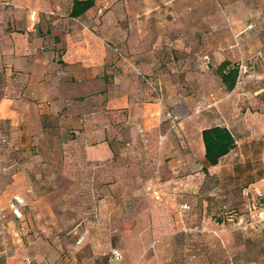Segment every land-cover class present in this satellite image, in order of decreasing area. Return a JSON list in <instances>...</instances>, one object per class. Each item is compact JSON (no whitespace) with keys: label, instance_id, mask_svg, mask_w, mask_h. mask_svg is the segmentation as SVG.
Instances as JSON below:
<instances>
[{"label":"rangeland","instance_id":"374dc122","mask_svg":"<svg viewBox=\"0 0 264 264\" xmlns=\"http://www.w3.org/2000/svg\"><path fill=\"white\" fill-rule=\"evenodd\" d=\"M97 2L86 25L99 39L85 37L87 29L84 36L92 72L67 71L73 80L51 90L49 106L64 110L65 125L38 133L28 91L26 104L15 103L21 125L9 129L0 119V195L9 196V209H0L3 256L264 264V0ZM48 11L40 14L54 20L63 12ZM25 14L31 20L38 12ZM224 60L239 68L231 92L215 72ZM11 85L0 80V93L18 94ZM108 110L117 122L111 137L123 143L109 161L98 142ZM76 115L94 128L91 137ZM212 125L227 127L237 143L204 171L201 131ZM70 127L73 142L65 139Z\"/></svg>","mask_w":264,"mask_h":264},{"label":"crops","instance_id":"0c3cea01","mask_svg":"<svg viewBox=\"0 0 264 264\" xmlns=\"http://www.w3.org/2000/svg\"><path fill=\"white\" fill-rule=\"evenodd\" d=\"M71 1L72 0H63L60 4H55L53 0H0V60L4 66L8 80L10 78L12 84L11 86H13L14 89L24 90L22 94L20 91L15 96L9 97L4 95L0 99V119L8 120L12 127H18L21 125V116L23 114L20 109L15 106V103L25 102L26 104V101L23 100V94L26 91H28L32 97V99L29 101L30 105L34 106V110L37 109L36 117L34 114H32V117L34 118L33 122L37 121L39 114L50 112L49 103L51 99V91L47 89L45 80L42 78L41 74L47 72L52 65V56L51 52H49L50 48L52 47V39L49 40L50 45L47 46L46 50L45 46L43 47L41 45L42 39L37 33V27L38 25H40L42 29L43 27H46L48 23L47 19L49 17L47 15H41V9L44 7L49 9L50 11L43 12L48 13L49 15L54 14L52 11L54 9H60L63 11L62 14H59L61 18L55 20L53 18L50 19L52 24L59 25L57 30H62L64 32V45L59 54H61V59L63 62L66 63L64 66L65 70H72L76 72L82 70L85 72H92L93 70L91 64H86L87 61L85 54L88 55L90 53V55L93 57L94 50L92 49V51H89L88 47H86L87 45L85 44L86 42L84 36L88 32L85 37H89L90 39H99L98 34H95L97 29L92 25L90 30L86 25L87 21L92 18H90V15L92 14L93 10H95L99 4L97 0H94V6L89 9L83 17L71 19L68 17ZM47 2L48 5L46 6ZM13 9L15 12L11 11ZM17 9H23L25 10V13H27L28 10H33L34 12L37 11L38 14L36 15V18H33L32 16V19L29 20V17H27L24 12V15L16 16L18 13V11H16ZM60 24L62 26H60ZM9 27H11L13 30L12 32L8 31ZM20 29L24 30L26 34L22 35L16 33V30ZM86 29L88 30L87 32L85 31ZM1 49H3V51ZM55 54V56H58L57 52ZM97 55L98 54H96V57ZM106 55L107 52L102 53L101 58L104 59ZM12 74H15L14 79L11 78ZM74 118L75 123L80 124V127L83 128L81 131L84 132L86 128L90 129L86 131L84 137H91L93 135L92 130L94 128L86 126L85 119L82 118L81 115H76ZM101 133L102 136L98 142L106 144L108 154L105 155V158H109L111 157L112 153L107 143L103 141L104 129L101 130ZM94 143L95 142L89 143V145H91L90 148L95 146ZM87 149H89V147ZM88 156L90 157L89 152ZM91 157H93V154ZM18 174L19 173H15L12 176H18ZM5 192L6 190H4L2 193ZM8 197V195H0V209H3L2 205L9 209V206L7 205ZM5 251V248L0 245V255H3ZM49 261L50 259L48 257L43 256L38 258V260L34 263L30 262L26 258H21L17 255L15 256L14 254L0 258V264H49Z\"/></svg>","mask_w":264,"mask_h":264},{"label":"trees","instance_id":"16d2710c","mask_svg":"<svg viewBox=\"0 0 264 264\" xmlns=\"http://www.w3.org/2000/svg\"><path fill=\"white\" fill-rule=\"evenodd\" d=\"M95 4L94 0H72L71 6L68 11V17L71 19H77L81 18L85 15V13L91 9ZM47 25L46 27L41 28L40 25L37 27V33L39 37L42 39V46H45V49L47 50V46H49V40L52 39V47L50 48L49 52H51V68L41 74L42 78L45 80L46 87L49 91L52 90L53 87L60 84L62 81L73 80V77L70 76V78L65 77L64 74L67 72L64 68L66 65L65 62L61 59L60 51L63 49V34L64 32L62 30H57L59 25L52 24V21L50 18L47 19ZM60 26H62L60 24ZM60 29V28H59ZM9 32H12L13 30L11 27L8 28ZM16 33L25 35L26 32L22 29L16 30ZM49 38V39H48ZM58 53V56H55V53ZM66 71V72H65ZM74 73H77L76 71H73ZM216 74L218 75L221 84L223 85L225 91L231 92L236 85L238 74H239V68L237 65H232L229 61L224 60L220 62L215 70ZM15 74H12L11 78L14 79ZM6 72L4 69V66L1 63L0 60V80L3 82L2 88L6 85ZM21 94L24 92V90H20ZM5 95L4 92L0 93V99ZM76 100L82 99V96H74ZM75 100V101H76ZM74 101V102H75ZM64 110H59V112H53V110L50 108V112L48 113H41L38 115V119L36 122H34V127L37 129L38 133L44 134V135H55L57 131L63 127L61 118L63 117ZM115 111L108 110L107 117L109 125L106 129H104V137L103 141L107 143L108 147L111 150V157L107 158L106 160L109 161L111 159H115L118 155V152L116 150V146L123 145L122 142H117V140L113 137H111V129L116 128L117 122L115 120L114 114ZM67 115V114H66ZM67 119L69 116L66 117ZM2 124H6L7 127L10 129V124L8 120H4ZM0 120V134L4 132ZM76 128L70 127V130H68L65 139L67 141L73 142L76 141L78 138L75 135ZM25 138L26 136L23 135ZM5 140V139H4ZM201 141L203 144V161L204 171H207V167H215L217 166L220 161L226 157L231 151H233L236 148L237 140L235 136L232 134V132L225 126L221 125H212L209 127H206L202 129L201 131ZM72 152V151H71ZM84 158L87 161H90L88 158L84 156ZM18 164V161L16 162ZM0 258H4L3 255H0Z\"/></svg>","mask_w":264,"mask_h":264},{"label":"built area","instance_id":"2783aa9c","mask_svg":"<svg viewBox=\"0 0 264 264\" xmlns=\"http://www.w3.org/2000/svg\"><path fill=\"white\" fill-rule=\"evenodd\" d=\"M14 214H16L18 217H19V215H20V214L18 213L17 210H14ZM121 257H122V255H121L120 250H118V249H113V250L111 251V258H112L113 261H118V260L121 259Z\"/></svg>","mask_w":264,"mask_h":264}]
</instances>
